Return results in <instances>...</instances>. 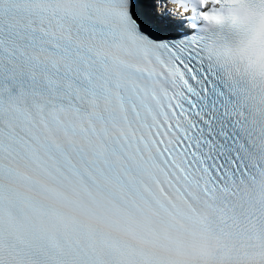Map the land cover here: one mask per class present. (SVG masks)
Masks as SVG:
<instances>
[{"label":"snow or ice","instance_id":"6c2138e0","mask_svg":"<svg viewBox=\"0 0 264 264\" xmlns=\"http://www.w3.org/2000/svg\"><path fill=\"white\" fill-rule=\"evenodd\" d=\"M0 264H264V0H0Z\"/></svg>","mask_w":264,"mask_h":264}]
</instances>
